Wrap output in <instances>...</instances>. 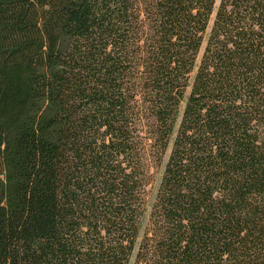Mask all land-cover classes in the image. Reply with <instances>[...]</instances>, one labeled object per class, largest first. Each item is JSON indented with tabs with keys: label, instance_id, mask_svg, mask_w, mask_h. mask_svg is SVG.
<instances>
[{
	"label": "trees",
	"instance_id": "1",
	"mask_svg": "<svg viewBox=\"0 0 264 264\" xmlns=\"http://www.w3.org/2000/svg\"><path fill=\"white\" fill-rule=\"evenodd\" d=\"M0 264H264V0H0Z\"/></svg>",
	"mask_w": 264,
	"mask_h": 264
},
{
	"label": "rangeland",
	"instance_id": "2",
	"mask_svg": "<svg viewBox=\"0 0 264 264\" xmlns=\"http://www.w3.org/2000/svg\"><path fill=\"white\" fill-rule=\"evenodd\" d=\"M161 170H162V167L152 168V170H151L153 177H152V183L148 187V192H149L148 202L149 203H151L153 201V198H154V195L156 192V187H157V184L159 182Z\"/></svg>",
	"mask_w": 264,
	"mask_h": 264
}]
</instances>
